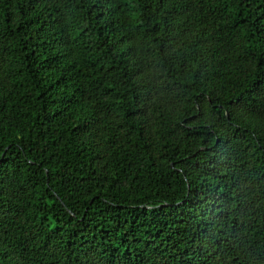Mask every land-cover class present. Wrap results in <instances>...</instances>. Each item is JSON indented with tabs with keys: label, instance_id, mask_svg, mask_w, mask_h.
<instances>
[{
	"label": "trees",
	"instance_id": "1",
	"mask_svg": "<svg viewBox=\"0 0 264 264\" xmlns=\"http://www.w3.org/2000/svg\"><path fill=\"white\" fill-rule=\"evenodd\" d=\"M0 264H264V0H0Z\"/></svg>",
	"mask_w": 264,
	"mask_h": 264
}]
</instances>
